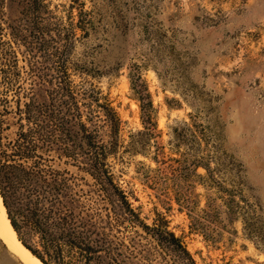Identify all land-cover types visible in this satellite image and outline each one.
Instances as JSON below:
<instances>
[{"label": "rangeland", "instance_id": "obj_1", "mask_svg": "<svg viewBox=\"0 0 264 264\" xmlns=\"http://www.w3.org/2000/svg\"><path fill=\"white\" fill-rule=\"evenodd\" d=\"M44 1L49 48L60 55L70 35L71 80L121 120L108 163L140 219L167 224L198 264H264V0ZM139 83L150 93L151 129ZM92 104L87 123L107 142L110 127ZM55 166L94 189L73 162ZM225 199L255 212L257 234L244 214L226 213ZM209 200L222 216L197 226ZM0 264H21L1 241Z\"/></svg>", "mask_w": 264, "mask_h": 264}, {"label": "trees", "instance_id": "obj_2", "mask_svg": "<svg viewBox=\"0 0 264 264\" xmlns=\"http://www.w3.org/2000/svg\"><path fill=\"white\" fill-rule=\"evenodd\" d=\"M48 10L44 0H0V192L18 238L45 264H198L167 224L144 223L116 183L108 159L119 147L121 120L109 102L71 80L72 37L60 55L49 48ZM136 86L151 129L150 93ZM93 101L110 127L107 142L87 123L94 120ZM56 158L89 173L94 189L80 187ZM234 201L225 199L226 213L244 214L249 234H257L255 212ZM202 211L193 218L197 226L222 216L213 200Z\"/></svg>", "mask_w": 264, "mask_h": 264}, {"label": "bare ground", "instance_id": "obj_3", "mask_svg": "<svg viewBox=\"0 0 264 264\" xmlns=\"http://www.w3.org/2000/svg\"><path fill=\"white\" fill-rule=\"evenodd\" d=\"M0 241L8 253L21 264H45L34 255L18 238L17 232L8 217L0 193Z\"/></svg>", "mask_w": 264, "mask_h": 264}]
</instances>
